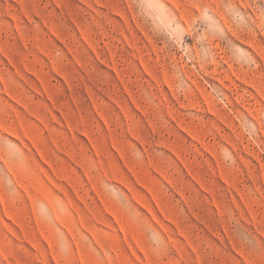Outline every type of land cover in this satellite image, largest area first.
Segmentation results:
<instances>
[{
	"label": "rangeland",
	"instance_id": "rangeland-1",
	"mask_svg": "<svg viewBox=\"0 0 264 264\" xmlns=\"http://www.w3.org/2000/svg\"><path fill=\"white\" fill-rule=\"evenodd\" d=\"M0 264H264V0H0Z\"/></svg>",
	"mask_w": 264,
	"mask_h": 264
}]
</instances>
